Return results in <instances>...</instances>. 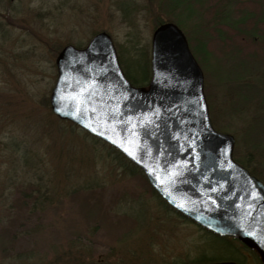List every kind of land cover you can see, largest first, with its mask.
<instances>
[{"label":"rangeland","instance_id":"rangeland-1","mask_svg":"<svg viewBox=\"0 0 264 264\" xmlns=\"http://www.w3.org/2000/svg\"><path fill=\"white\" fill-rule=\"evenodd\" d=\"M9 1L0 0V42L3 33L7 38L0 43V101L11 100L4 109L18 122L0 132V264H198L227 256L228 244L170 208L139 169L51 110L56 59L67 43L84 45L106 31L132 56L128 39L136 33L151 58L150 0H15L12 21L4 15ZM128 2L131 23L120 7ZM190 22L181 27L195 53ZM197 59L213 124L234 136V153H251L264 177V155L250 147L264 134L262 62L251 65L246 89L228 79L233 66ZM37 183L45 196L34 206L29 196Z\"/></svg>","mask_w":264,"mask_h":264},{"label":"water","instance_id":"water-1","mask_svg":"<svg viewBox=\"0 0 264 264\" xmlns=\"http://www.w3.org/2000/svg\"><path fill=\"white\" fill-rule=\"evenodd\" d=\"M56 65L58 78L50 103L57 116L78 124L119 149L143 169L152 186L170 205L190 219L217 234L256 244L264 263V183L234 159V136L214 128L204 90V72L179 25L167 22L155 29L152 77L148 86L132 85L121 67L112 38L105 31L96 34L83 48L70 44L65 46L56 59ZM93 86V94L88 97L90 102H86V89ZM156 107L164 109V123L155 134L149 125L145 129L137 127L135 135H132L131 126L126 130L118 120L111 118V110L119 108L122 119L130 117L132 124L138 125L143 119L141 114L150 118L152 109ZM170 108L171 112L168 111ZM88 124L96 131L86 127ZM176 133L180 134L179 143L172 139L171 134ZM194 135L198 136L194 149L199 172L189 164L182 176L170 182L176 169L168 171V166L176 161H191L192 150L181 151L180 148H188L185 137L191 139ZM113 140L119 143H113ZM120 143L129 152H135L137 159L125 152ZM229 164L235 168H228ZM148 168L154 169L156 175H151ZM204 176L209 179L204 180ZM224 181H227L226 193L223 190L210 193V187ZM253 185L260 193V198L254 201L248 196ZM209 194L213 195L219 207L210 205ZM225 195L231 199H222ZM179 204L185 208L177 207ZM202 264L238 263L219 261Z\"/></svg>","mask_w":264,"mask_h":264},{"label":"trees","instance_id":"trees-1","mask_svg":"<svg viewBox=\"0 0 264 264\" xmlns=\"http://www.w3.org/2000/svg\"><path fill=\"white\" fill-rule=\"evenodd\" d=\"M9 3L10 7L4 12V15L6 19L12 21L14 16H16V9L13 7L11 0ZM120 7L123 8L124 17L128 19V22L131 23L134 21V19L130 18L132 15L131 3L121 4ZM144 9L156 27L168 21L176 22L181 27V24H183L185 20L188 19L191 21L188 27L191 32V44H193V48L195 49V53H193L201 58L204 65H207L212 59H215L218 64L225 67L228 64V69L229 66H233L236 69V74L230 72L228 79L241 81L239 86L241 88L248 89L251 87L250 84L253 82L251 73L255 72V70L252 69V71H249V69L251 65L255 64L256 60H260L259 62H262L264 66V0H150L149 6L147 4ZM135 12H137V10ZM1 29L0 25V30ZM198 29L200 33L196 36L195 30L197 31ZM3 34V39L0 43L6 46L7 38L5 33ZM193 34L195 35L194 37H192ZM128 42V51H134L132 55L134 58L124 54L126 50L119 48L118 55L120 62L127 77L134 85H146L151 77V58L148 55L149 50L146 46L138 47L139 37L136 33H133V38H129ZM6 50H9V47H7ZM242 54L245 58L240 57ZM1 55H3V53ZM222 59H224V61ZM244 59L249 60V66L245 68L242 66ZM4 62L6 61L4 60ZM9 63L8 61V64ZM142 69L144 75L141 71ZM6 96L9 95L6 94L3 97L5 98ZM224 98H230V93H224ZM21 99L23 100V97H21ZM10 105V99L0 101V132L6 130L9 124L16 125L18 122V118L11 115L9 109H4V107H9ZM72 125L75 126L74 124ZM21 126H26V124L23 123ZM21 126L19 128H21ZM262 128L263 126L260 129ZM245 142L247 143V141ZM250 147L264 155V134L255 143H252ZM111 149L123 157L118 150L114 148ZM13 150L17 151L16 148H13ZM13 150L11 147V152H14ZM234 156L235 159L249 169L252 174L264 181V177L261 176L262 174L258 171L260 167L251 164L252 155L250 152L242 157L237 153H234ZM133 166L137 168L135 165ZM31 189L33 194L29 196V200L34 201V206L42 205L41 197L43 195L45 196L43 184L37 183ZM159 198L162 199L160 196ZM204 231L207 232V235L213 236L215 242L218 240L228 244L231 250L230 253L224 257L203 258L200 260L215 261L227 259L234 260L239 264H262L263 255L256 244L250 245L248 243H241L235 238L221 237L206 229H204Z\"/></svg>","mask_w":264,"mask_h":264},{"label":"snow or ice","instance_id":"snow-or-ice-1","mask_svg":"<svg viewBox=\"0 0 264 264\" xmlns=\"http://www.w3.org/2000/svg\"><path fill=\"white\" fill-rule=\"evenodd\" d=\"M94 87L95 86H93L92 88L86 89V95H85L86 102H90L88 100V97H90L93 94ZM125 99H128V97L126 96ZM57 110L61 111V109H57ZM92 111L95 112L96 109L93 108ZM163 111H164V109H162L160 107L153 108L151 111V117L150 118L146 117L145 114L142 113L141 117H143V119L141 120V122L138 125H133L130 117L127 120L122 119V113H121L119 108H114L111 110V113H112L111 118L118 120L124 126V128L126 130L128 129L129 126H131L133 128L132 135H135V131H136L137 127L139 129H145L149 125L154 130L152 134H155L156 132H158L160 130L161 124L164 123ZM168 111L171 112L172 109L170 108V109H168ZM86 127H88L93 132L96 131V128L92 127L91 124L86 125ZM100 134L103 135L104 133L101 132ZM171 135H172V139L176 140L177 143H179L180 134L176 133V134H171ZM107 138L110 140L112 139L111 136H108ZM197 139H198V136H196V135H194L191 139H189V137H185V141L188 143V148H183L181 146L180 150L181 151H189L191 149L193 152L192 159H191V161H176L174 164H171L168 166V171H172L173 169H176L173 173V176L170 178V182H174L175 177L182 176L184 174V171L188 170L189 164H191V166L193 168H195L197 172H199L200 169L196 167L197 154L195 153V149H194L195 141ZM112 142L113 143H119V141H115V140H113ZM119 146L121 148H123L124 151L127 152L130 156H132L133 159H137V154L135 152H129L128 148L124 147V144L120 143ZM165 154L170 155V153H165ZM177 166H179V167L177 168ZM228 168L234 169L235 165L229 164ZM148 171L151 175H153V176L156 175V172L154 169L148 168ZM168 171H166V173H165L166 175L168 174ZM212 171H215V169H212ZM157 179H159V177H157ZM203 179L207 181L209 178L207 176H204ZM161 183H164V182L161 181ZM226 184H227V181H224L223 183L218 182V186L210 187V193L214 194V193L220 192L222 190L225 191V193H226L227 192ZM166 194H168V193H166ZM212 194L208 195V201L210 202V205L214 206V207H219V205L216 204V200L214 199ZM168 195H170V194H168ZM248 196L253 201L257 198H260V193L255 191L254 185L252 186V190L248 192ZM221 198L222 199H231V197L227 196V195H225L224 197H221ZM173 203H175L174 199H173ZM177 207L185 208V206L183 204H179V205H177ZM237 207H239V205H237ZM249 207H250V205H249ZM185 210L187 211L188 209H185ZM248 234L254 235V233H248Z\"/></svg>","mask_w":264,"mask_h":264}]
</instances>
